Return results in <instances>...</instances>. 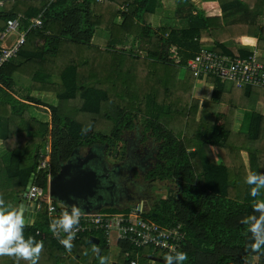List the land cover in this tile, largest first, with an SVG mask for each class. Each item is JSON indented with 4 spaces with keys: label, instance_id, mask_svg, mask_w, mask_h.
<instances>
[{
    "label": "trees",
    "instance_id": "16d2710c",
    "mask_svg": "<svg viewBox=\"0 0 264 264\" xmlns=\"http://www.w3.org/2000/svg\"><path fill=\"white\" fill-rule=\"evenodd\" d=\"M161 1L124 0L127 9L123 11L119 10L117 0H9L0 7V20L23 14L27 18L23 27L27 28L30 20L41 14L43 25L30 30L18 56L0 67V202L11 209L12 203L2 197L9 193L15 199L20 198L36 174L35 181L47 188L48 174L37 173L38 152L47 137L52 146L51 170L55 176L74 149L80 148L81 152L96 145L107 146V150L118 149L125 133L140 131L141 135L151 136L160 143V163L147 177L156 185L169 187L167 197L152 201L153 207L146 218L162 225H183L187 239L179 251L188 254L185 264H264V250L254 252L249 248L248 226L241 223L242 217L259 215L253 213V205L260 197L250 196L245 179L251 173L264 174V115L253 112L249 131L237 134L232 131L227 115L220 114L195 139L189 138L184 136L189 124L185 105L183 111L178 109L179 101L160 102L148 92L139 96L126 83L135 72L133 63L137 60L141 65L151 64L149 59H152L165 65L187 66L202 46L211 45L202 44L203 38H214L215 49L224 54L233 53L223 41L225 38H231L234 44L264 49V28L257 22L258 15H264V0L204 1L202 7L191 6L187 14L192 21L190 27L170 32L161 28L157 32L152 29L151 21ZM247 7L252 9V14L247 16V13L245 18ZM115 16L123 20L117 26L113 22ZM223 17H227L226 21ZM194 19L198 26L194 25ZM244 19H249L250 24H243ZM98 28H113L112 35L118 37L113 40L121 39L120 42L101 50L93 44ZM3 32L4 28L0 27V53ZM129 34L140 42L139 50L145 59L131 56L130 45L125 43ZM243 35L251 38L242 41ZM15 74L31 81L25 99L41 105L51 115V122H39L31 116L27 102L20 107L11 102L19 99L12 92ZM208 80L215 84L213 100L222 102L224 83L215 77ZM111 88L117 90L121 102L110 108V103L115 102ZM240 89L245 93L241 96L242 104L237 106L253 109L262 99L254 93L259 88ZM33 91L40 92L38 98L30 94ZM44 94H51V99L57 98L58 102L47 100ZM165 114L169 116L168 122L162 119ZM82 115L92 120H83ZM139 115L144 116L141 128ZM99 118L108 126L97 127ZM210 145L216 147L220 162L214 158ZM243 149L250 151V173L242 161ZM48 230L44 217L25 227L26 236L43 244L38 264H99L98 256L106 257L107 264L133 261L142 264L144 259L164 264L168 255L151 245L137 247L121 240L117 242L120 250L117 261L112 263L111 246L100 233L94 234L100 238L99 244L91 241L93 235L86 234L69 251L51 238ZM96 247V259L89 263L90 249ZM0 264L28 262L0 256Z\"/></svg>",
    "mask_w": 264,
    "mask_h": 264
},
{
    "label": "built area",
    "instance_id": "2783aa9c",
    "mask_svg": "<svg viewBox=\"0 0 264 264\" xmlns=\"http://www.w3.org/2000/svg\"><path fill=\"white\" fill-rule=\"evenodd\" d=\"M6 1L9 0H0V7H3ZM26 19V16L21 14L5 21L6 26L1 36L3 44L0 53V67L18 56L30 30L43 27L41 14L32 18L29 26L24 28L23 24ZM10 37H14V39L6 44V40ZM187 69L198 80L215 77L222 81H230L238 88L264 89V61L258 51H254L247 56H240L218 52L215 46H202L188 60ZM51 152V142L47 146H42L38 152L40 162L37 173L44 171L48 174L47 188H43L37 183L35 180H37L38 175H34V180H32L29 189L26 191L24 200L36 204V215H41L46 219L49 224V236L59 242L63 234L54 235L50 229V222L53 218L61 216L65 211H70L71 208L64 203L57 202L50 194V181L54 177L51 170ZM128 208L129 210H119L117 212L97 209L89 212L81 211L80 223L75 228L76 238L72 241V244L81 240L86 234L95 236V233H100L111 247L121 240H127L137 247L151 245L168 254L182 248L187 239V234L181 223L162 225L150 221L145 216L150 211L145 202ZM60 245L62 244L60 243ZM132 264L138 263L133 261Z\"/></svg>",
    "mask_w": 264,
    "mask_h": 264
},
{
    "label": "crops",
    "instance_id": "0c3cea01",
    "mask_svg": "<svg viewBox=\"0 0 264 264\" xmlns=\"http://www.w3.org/2000/svg\"><path fill=\"white\" fill-rule=\"evenodd\" d=\"M117 1L119 3L118 4V8H119L120 11H122V7L125 6L126 4L122 3L124 0H117ZM182 1L183 0H163V1H161L160 5H159V7L157 9V12L152 17V21H151L152 29L153 30L161 29V28H163V26L166 25L165 23L163 24V20L166 17V16H163V15H164L165 12L168 11V10H166V8L168 6H172L173 8L176 7L175 8V12H177V15H180V17H177V18H179L180 21H181V19H183L185 21L184 18H187L188 19V23H189L188 27H190L191 24H192V21L190 22L189 21L190 18L187 17V14H188L189 11L185 12L184 9L187 8V7L188 8H192L191 7L192 5H196V6H201L202 7L201 3H203L204 1H206V2H215L217 0H194V1L188 0L187 2L184 0L183 1L184 5H183V3H181ZM101 4H104V3L101 2ZM160 11H162L161 15H160ZM251 11H252L251 8H248V7L246 9L244 8V13H245L244 16H245V18H246V14L247 13H248L247 16H250L252 14ZM196 13H197V11L194 10V15ZM258 18H259L258 26L260 24H264V23H260L259 22L261 19L264 20V15L263 14H259ZM249 19H246V20L244 19L243 24H250V23H247V21ZM168 20H170V19H168ZM122 21L123 20H122L121 16H115L114 20H113L114 25H116V26L119 25L120 23H122ZM158 22L159 23L161 22V25L158 26V24H157ZM193 22H194L195 26H198V25H196L197 23L195 24V19H194ZM155 26H158V27H155ZM188 27H185V28H188ZM259 27L260 28H264V26H259ZM112 29L113 28H110V29H98V31L96 32V35H95V37L93 39V43H99V45H100L99 48L101 50H106L105 45L110 47L113 44V42H120L121 39H116V40L114 39L113 40V37H116V36L112 35V33H111ZM116 38H118V37H116ZM135 38H136L135 36H132L131 34H129V35L126 36L125 43H128L127 45H130L131 51H133L132 49L135 48V46H136V45L133 46L132 43L133 44H137L138 53L137 52L135 53L133 51V53H131V55L133 56V58L143 60V59L146 58V56H145V54H143L139 50L140 42H138V40L135 39ZM250 38L251 37H248L247 35L246 36L243 35L242 39L241 38H239V39H241L243 41V40H247V39H250ZM13 39H14L13 37H10L9 39H7L6 40V44L10 43ZM206 39L210 40V41L209 42H202V40L204 41ZM214 41H215L214 38H209V37L201 39L202 44L203 43H207V44L211 43V45H204V46H213L214 45ZM223 41L226 42L227 45H229V47L232 49L233 53H230V54H236V55H240V56H247V55H250L251 53H253L254 51H258L261 54V56H262V60L264 61V49H260L256 45L234 44L233 40L231 38H228V39L225 38V40H223ZM235 41H238V38H236ZM149 61L152 62V63L157 62L161 66V68L163 70L167 69V71H169V72L173 71V76H174L175 81H176L175 84H178V87H179L178 90L180 91V94H181L182 98L184 100H187V102L184 105H185L186 111L189 113V114H187V118L189 119V124L187 125V127L185 129L184 136L187 137L188 135H190V136H188L189 138H195L194 136L199 135V133H202L204 131V129H205L203 120L200 119L201 110L199 109V112L197 111V109H198L197 104L204 106L203 109H202V112H201L202 115H204V112L206 111L205 106L207 107L206 104H209V103L214 101L213 100V94H214V90H215V84L214 83H210L209 80H208L209 78L207 80H198L194 76V74L190 70L187 69V66L181 67V66H177V65H169V64L165 65V64H162L161 62L154 61L152 59H149ZM135 64H136L135 67L138 68V60L133 63V65H135ZM154 71L155 70L153 68H151L150 72L152 74H154ZM190 72L192 73L191 75H189ZM192 75L195 77V80L193 79ZM222 82L225 84V81H222ZM31 85H32V83H31V81L29 79H27L26 77H24V76H22L20 74H15V76H14V86H13V91L12 92L15 95V97L19 98V99H16V100L11 101V102L15 103L16 106H18V107L26 105L25 102H27V103L30 104L29 109H30L31 116L36 118V120H38L39 122H44V123L45 122H51V115L50 114H48L46 111H45V113L41 114V112H43L44 110L43 111H39L40 107L43 108L41 105L36 104L35 101H30V100L25 99V97L28 95V92H29V90L31 88ZM209 87H210V92L208 90ZM233 87L237 88V89H240V88L236 87L235 85H233ZM18 89H21L22 91H20ZM259 89H261V88H259ZM23 91L26 92L25 93L26 95L23 94L24 93ZM222 91L224 93V89ZM169 92H170V90H168L167 94H169ZM39 93L40 92L37 93V92L33 91L30 94H32V96L38 98ZM149 94L152 95V99H156L155 97H157V95L155 93H149ZM46 95H51V94H46ZM48 97H50V96H48ZM56 99L53 98L50 101H52V100L55 101ZM16 101H18V102H16ZM188 104H189V106L187 108ZM223 108L224 107L222 106L221 109H223ZM258 108H259V111H258ZM192 109H193V111H192ZM253 112L262 113L264 115V101L263 100L260 99V101L253 107V109H249V108H246V107H240V106H237V105L233 104L231 106V109L228 110L225 113L216 112L214 120L210 121L208 125H210V124L213 125L214 122H216L220 118L219 116L223 115L222 117H224L225 115H227L228 123H230V122L232 123L231 124L232 131L237 133V134L245 133V132H248L249 129H250V124H251V119H252V113ZM194 113L196 114L195 117H194ZM45 114H46V116L48 115L47 116L48 118H46V119H44V117H43ZM8 117H9V113H8ZM194 127H196L195 130H194ZM3 130H4V127H3ZM130 133H132V132H130ZM151 138L153 139V140L151 139L152 143H154L153 145H155L158 148L160 146V143L158 141H156L153 137H151ZM40 146L41 145H39V147ZM210 149L213 152L214 158H216V160L220 162V154L217 152L216 147L214 145H210ZM241 156H242V161L245 164V167H246L247 171L250 173L251 172V155H250L249 149H243L241 151ZM26 191H27V189H26ZM26 191L23 193L22 196H20V198H16L15 199V198H13L11 196V194L9 195V193H7L8 198H7V195H5V196L2 197V199L6 200V202H11L12 203L11 204V209L20 210L21 205L24 202H26L24 200V195H25ZM138 203L141 204V203H144V201H139V202H136V203H134L132 205H135V204H138ZM132 205H130V206H132ZM145 205H146V207L149 206V204H147V202H145ZM151 209H152V207H150V210ZM102 210L106 211L105 208L102 209ZM145 216H147V213L145 214ZM39 217L40 218L42 217V219H43V216L36 215V218L34 219V222ZM30 221L31 220H29V223H28V218H27L26 219V225L31 224ZM48 234H49V230H48ZM113 246H115L117 248V250L115 248L112 249ZM113 246L111 247L112 260L116 261L115 260L116 259V255L119 253L120 250H119L117 244H114ZM114 251H115V253H114Z\"/></svg>",
    "mask_w": 264,
    "mask_h": 264
},
{
    "label": "clouds",
    "instance_id": "9594fccd",
    "mask_svg": "<svg viewBox=\"0 0 264 264\" xmlns=\"http://www.w3.org/2000/svg\"><path fill=\"white\" fill-rule=\"evenodd\" d=\"M245 183L250 186V196L260 197L253 205V213L242 217L241 223L248 226L250 233L249 248L254 252L264 250V174L251 173ZM81 219L79 206H72L70 211H65L61 216L55 217L50 222V229L54 235H61L60 243L67 250L73 247L72 241L76 238V226ZM26 221L23 214L17 209H9L0 202V256L24 260L28 264H38L43 248L42 242H37L34 237L25 235ZM98 252V249H93ZM99 264H107V258L98 256ZM188 254L184 251H174L164 257V264H185Z\"/></svg>",
    "mask_w": 264,
    "mask_h": 264
},
{
    "label": "rangeland",
    "instance_id": "374dc122",
    "mask_svg": "<svg viewBox=\"0 0 264 264\" xmlns=\"http://www.w3.org/2000/svg\"><path fill=\"white\" fill-rule=\"evenodd\" d=\"M192 1H194V0H192ZM181 3H183V1ZM183 5H184V3H183ZM175 8H173L172 6H168L166 8V10H168V11L165 12L164 15H163V16H166L165 19L163 20V24L165 23L166 25L163 26V28H165L168 32H170V30H172V29H184L185 27H188L189 26V23H188V19L187 18H184L186 22L183 19H181V21H180L179 18H177V17H180V15H177V12H175ZM126 9H127V6H123L122 7V11L123 10H126ZM189 10H191V8H188L187 7V8L184 9L185 12H187ZM161 14H162V11H160V15ZM167 18L170 19V20H168ZM226 19H227V17H223V21H225ZM258 20H259V18H257V22H258ZM259 22L260 23H264V20L261 19ZM157 24L159 26V25H161V22L160 23L158 22ZM158 26H155V27H158ZM259 26H264V24H260ZM158 30H160V29H157V30H154V31H157L158 32ZM131 35L134 36L133 34H131ZM209 41L210 40H207V39L204 40V41L202 40V42H209ZM93 44L95 46H97V47H100L99 43H93ZM203 44H207V43H203ZM132 45L133 46L136 45L135 48H133L132 50L135 53L136 52L138 53V51H137V49H138L137 44H133L132 43ZM105 48L107 50L109 48V46L105 45ZM133 51H131V53H133ZM117 56L118 55H115L114 57H117ZM138 63H139V61H138ZM124 64H126V67L128 66V64L125 61H124ZM135 66H136V64H135ZM145 66H147L145 68L146 71L144 70V67ZM151 68H153L155 70L154 71V74H152L150 72L151 71ZM104 73H106V71H104ZM191 74L192 73L190 72L189 75H191ZM126 83H127L128 86H131V89L129 87H128V89H130V90H133L134 89L133 92L135 91V93L138 94L139 96L144 95V94H147V91H148L149 93H155L157 95V100L158 101H162V102L175 101V100L176 101H179L180 102V107L178 109H180V110H183L184 104L187 102V100H184L181 97L180 91L178 90V88H179L178 87V84H175L176 81H175V78L173 76V71H170L169 72V71H167V69L166 70H163L161 68V66L157 62H154V63H151V64H147V65H141L139 63V68H136L135 69V72H134V74H132V76L130 78V81H128ZM222 86H223V89H224V93H223L224 99H223V101L222 102H215V101H213V102H211L209 104H206L207 107L205 106L206 111L204 112V115H202V113H201L204 106L197 104V107H198L197 111L199 112V109L201 110V112H200V119L203 120L204 128H206V129L209 126L208 125L209 122L214 120L216 112H223V113H225V112H227L228 110L231 109V106L233 104H242V102H243V98L241 96L245 92H243L240 89L234 88L233 87V84L230 81H225V84H222ZM18 90L22 91L21 89H18ZM111 90H112L111 97L113 98V100H115V102L114 103H110V105H109L110 108L113 107V106H115V105H117V104H119L121 102L120 99L117 97V93H116L117 90L116 89H112V88H111ZM168 90H170L169 94H167ZM208 90L210 92V87L208 88ZM23 92H24L23 94L26 93L25 91H23ZM254 93L256 95H259L260 94L262 96V99L261 100L264 101V89H255L254 90ZM43 96H46L45 98H47V100H51V97H47V96H51V95L44 94ZM118 101H119V103H118ZM52 102L55 103V101H53V100H52ZM188 106H189V104L187 105V108H188ZM222 106L224 107L223 109H221ZM43 110H45V109H43V108L40 107L39 111H43ZM258 111H259V108H258ZM105 112L106 111L104 110V113ZM42 113H45V111L41 112V114ZM104 113H103V116H104ZM174 115L176 116V113ZM195 115L196 114L194 113V117H195ZM47 116L45 114L43 116L44 119L48 118ZM139 116H140L141 119L138 122V127L140 128L144 124L143 123L144 122V116H142V115H139ZM180 116L183 117V114H181ZM168 117L169 116H167L165 114L162 117V119L165 120L166 122H168ZM81 119L86 120V121H89V120L91 121L92 120L91 118H87L84 115H82ZM96 123H97L96 124L97 127L98 126H101V125H104L106 127L108 126L107 123H104L103 122V119L102 118H99ZM97 127H96V129H97ZM103 129H105V128H103ZM135 129L137 130V125H136ZM195 129H196V127H194V130ZM105 131H107V130H105ZM133 133H135V134H141L139 131L138 132L135 131ZM128 134H130V132L125 133V136H127ZM188 136H190V135H188ZM49 144H50V140L47 137V140L45 141V144L44 145L47 146ZM124 148H125V142L124 141H120L119 142L118 149H116V148L115 149H112L111 152H112V154H118ZM111 152L108 151V155H107V159L109 161L111 159V157H110ZM113 159H115V157H113L111 160H113ZM160 185L161 184H157V186H154V188H153V192H155V194L152 197L154 199H152V200L149 201L150 207H153V203H152L153 200L155 202L157 199H160V198H163V197H167L169 195V187L168 188H167V186H165V187L163 186L162 187ZM107 208H112V207H105V209H107ZM113 209H115V208H113ZM113 248H115L117 250V248L115 246H113L112 249ZM95 249H98V248L96 247ZM96 253L97 252H94L92 248L90 249V255L88 256L89 257V260H90L89 263L95 261V259H96L95 254ZM114 253H115V251H114ZM157 254H160V253H157ZM156 257H159V255H156ZM116 261H114V260L111 259V262L112 263L113 262H116ZM142 264H154V262H152L149 259H144L143 262H142Z\"/></svg>",
    "mask_w": 264,
    "mask_h": 264
},
{
    "label": "water",
    "instance_id": "95a60500",
    "mask_svg": "<svg viewBox=\"0 0 264 264\" xmlns=\"http://www.w3.org/2000/svg\"><path fill=\"white\" fill-rule=\"evenodd\" d=\"M6 22L0 21V27L5 28ZM99 150L91 147L89 151L82 155L80 148L74 149L70 158L61 163L60 171L52 177L50 181V194L57 202L64 203L68 207L79 206L82 212H89L94 209L102 210L104 207L95 206V203L101 198H105V194L113 195L117 190V183L111 179V175H107L109 170L106 159L103 161L100 168L93 167L91 164L95 158H100ZM105 155V154H103ZM97 163V162H95ZM107 168V169H106ZM117 166L113 167V172L117 171ZM31 185V181L27 186V190ZM106 197H110L107 196ZM114 196V195H113ZM36 204L24 202L21 205L20 212L23 214L25 221L28 218L31 224L36 218ZM156 215V214H155ZM91 241L95 244L100 243V238L92 236Z\"/></svg>",
    "mask_w": 264,
    "mask_h": 264
},
{
    "label": "flooded vegetation",
    "instance_id": "af4514ba",
    "mask_svg": "<svg viewBox=\"0 0 264 264\" xmlns=\"http://www.w3.org/2000/svg\"><path fill=\"white\" fill-rule=\"evenodd\" d=\"M151 139V137L146 138L141 134L132 132L124 136L125 148L118 154H112V150L106 149L107 146L96 145V147H93L99 150L101 157L95 158L91 165L100 168L103 161L102 157H104L109 164L107 166L109 170L106 173L107 175L112 174L111 179L118 186L113 194L114 196L105 194V198L103 197L95 203L96 207L100 205V207L105 206L122 210L136 202L144 201L149 204L148 207L150 208L149 201L154 193L153 188L157 185L152 179L149 180L147 176L160 163L158 148L153 145ZM89 149L81 151L80 154L85 155ZM108 151L111 152V159L113 157L115 159H110V161L107 159ZM114 166L118 167L116 172H113ZM106 195L110 197L107 198Z\"/></svg>",
    "mask_w": 264,
    "mask_h": 264
}]
</instances>
